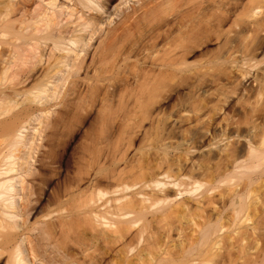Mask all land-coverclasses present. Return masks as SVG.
Segmentation results:
<instances>
[{"label": "bare ground", "instance_id": "6f19581e", "mask_svg": "<svg viewBox=\"0 0 264 264\" xmlns=\"http://www.w3.org/2000/svg\"><path fill=\"white\" fill-rule=\"evenodd\" d=\"M111 1L0 0V264H264V0Z\"/></svg>", "mask_w": 264, "mask_h": 264}, {"label": "rangeland", "instance_id": "374dc122", "mask_svg": "<svg viewBox=\"0 0 264 264\" xmlns=\"http://www.w3.org/2000/svg\"><path fill=\"white\" fill-rule=\"evenodd\" d=\"M133 1H136V0H130V2H127L124 6L122 5L121 6L122 7L121 9H123V8H129L133 4ZM119 2H120V0H112L111 1L110 8L113 9L114 5L118 4ZM119 14L117 13L116 15H113L112 16V18H111L112 19L111 25H113V23H115V21H117L119 19V17H120ZM103 28H105V25L103 26ZM236 28L238 29V27H236ZM97 43H98V40H97V38L95 36L94 39H92L91 42H90L89 50L91 51L93 49V46L97 45ZM214 43L215 42L211 41V42H208L207 44H203V45L199 46L198 49L196 48V50L194 49L193 50L194 53L191 52L190 61H192V62L194 61L195 63L196 62L199 63L202 60V58H201L202 52L204 50H206L207 48L210 49L209 51L214 50L213 49V48H215ZM201 47H204V48H201ZM196 58L198 60L200 59V61L198 62V60ZM200 80L198 81L200 84L199 83L198 84H199V86L200 85H202V86L199 88V90L200 91L203 90L205 92V90H207L208 87H209V86L207 87V83H208L209 79H208V77H205V78H202L201 81ZM181 84H182V86L180 87V92H183V93L180 94V100H179V102L181 101V103H179V104L188 105L186 103H188L187 101L189 99H188L187 94H184V93L185 92L188 93L189 90L185 86L186 85L185 81H182ZM208 85H209V83H208ZM248 87H251V85H249ZM199 90H198V92H200ZM240 109H241V107L238 106V105H236L234 111L236 113H238V112L239 113H242V109L241 110ZM93 116H94V114L93 113H90V115L88 117H86L83 120H80L79 123H76V122L73 123L74 127H73L72 123L69 124V127H71V125H72V127H71V129L69 127H67L66 128L67 129V132H68V130H76V131L72 134V136H71V138L69 140V139H67V133L66 134L64 133V132H66V129H64L65 131H63V134L59 136L60 139H61V143H63L65 141V143H63V146L59 142L60 141L59 137H57L58 139H56V141H54V146H56V147L53 146L55 148V149L53 148V151L54 150L55 151L57 150L56 153H55V157L53 158V161H55V164H53V165H47L46 163H44L45 165H40V170H39L38 168H39L40 162L39 161H36V159H37V156L39 154V150H42V148L41 147L38 148V151H37L36 156H35V160L32 162L34 171L35 172H48V173L49 172H53V173L55 172L53 175H51L52 173L51 174L49 173V175L53 176V177H51L52 179L51 178L49 179V181H48L49 184L47 182V185L48 186H46V187H49V189H48L49 191H51L52 189H55L60 184L62 185L63 184V181L64 182H67L69 179H71L72 176H76L77 175L76 173L82 172L81 171V169H82V131H84V129H86L89 126L90 122H93V120H91L93 118ZM75 124H76V127H75ZM235 138H233V139L235 140ZM66 139H67V142H66ZM55 143L56 144L58 143V144L56 145ZM60 144H61V147H59ZM53 151H52V153L54 155V152L55 151L54 152ZM207 153H208L207 151H204L202 153L201 152L200 153H197L196 157L202 159V158L206 157ZM48 190L46 191V193H49ZM184 196H189V194L180 195V196H178V198H181V197H184ZM43 205H45L44 206V208H45L46 207V202H45V204L43 203ZM35 219H36V216L35 215L32 216V214L28 218V220H29L30 223L33 222ZM36 232H37V230L34 231V233H36ZM54 264H59V263L56 262Z\"/></svg>", "mask_w": 264, "mask_h": 264}]
</instances>
